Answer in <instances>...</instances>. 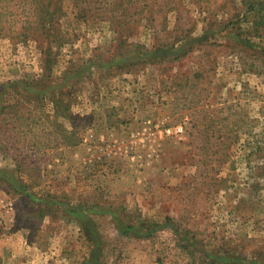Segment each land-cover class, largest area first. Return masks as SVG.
<instances>
[{"label": "rangeland", "instance_id": "374dc122", "mask_svg": "<svg viewBox=\"0 0 264 264\" xmlns=\"http://www.w3.org/2000/svg\"><path fill=\"white\" fill-rule=\"evenodd\" d=\"M0 264H264V0H0Z\"/></svg>", "mask_w": 264, "mask_h": 264}]
</instances>
